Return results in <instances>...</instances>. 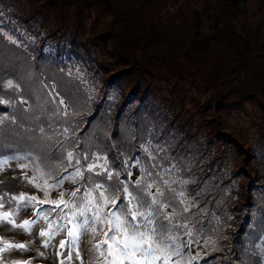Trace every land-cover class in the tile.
<instances>
[{"label":"rangeland","instance_id":"1","mask_svg":"<svg viewBox=\"0 0 264 264\" xmlns=\"http://www.w3.org/2000/svg\"><path fill=\"white\" fill-rule=\"evenodd\" d=\"M49 1L0 0V41L4 38L12 42L10 46L0 44V161L8 160L0 171V190L9 196L35 195L39 201L45 199V182L55 184L61 176L72 175L75 183L71 178L65 179L47 197L49 201L59 200L63 191L65 199L71 201L67 208L61 205L62 211H46L48 220L35 217L33 207L18 213V223L36 220L32 234L11 229L6 223L0 227V237L4 240L28 246V251L0 253V264H12L16 260L30 261V264H106L100 253L104 251L107 256V245L99 250L96 245L105 239L104 233L108 231L109 213L114 210L111 200L123 196L127 204L125 186L133 196L142 199L141 211L153 212L149 217L153 223L141 220L146 225L141 230H156L152 246L159 259L154 264H200L201 261L203 264H241L239 255L235 259L228 252L231 238L239 233L240 223L245 221L241 203L234 207L236 203L232 201L231 211L224 205L218 211L212 210L203 198H189L186 192L157 185L163 169L174 170L172 157L176 153L184 155L188 147L197 149L198 163L208 164L206 155L200 151L201 145L205 146L201 134L213 131L222 139L211 153L231 155L234 150L230 149V143L239 148L241 154L236 156L234 164H237L235 170L247 172L238 181L242 188L250 179L258 177L257 186L264 187V178L244 165L254 140L264 135V0H70L74 5L69 7L67 0H52L51 4ZM55 2L58 3L52 5ZM76 4L81 8H75ZM69 31L80 40L78 50L73 52L67 46L68 55L64 53L54 63L57 56L54 48L57 43L68 42ZM20 33L27 43L20 41ZM51 43L55 45L53 49L46 45ZM43 45L41 52L35 49L34 53L30 52V48ZM119 55L125 56L117 64ZM76 56L83 57L84 64L90 59L95 63L98 60L105 70L113 71L105 74L106 77L127 70L129 86L135 80L142 90L149 91L152 105L158 103L151 108L149 123L152 125L148 127L145 121L127 122L125 117H119L118 112L122 110L136 111L132 104L123 107L127 90L121 94L122 109L111 105L113 110L106 102L94 100L88 90L81 91L79 95L84 94L74 106L90 104L97 112L95 115L88 112L81 122L71 123L68 118L73 111L58 88L80 81L77 69L86 82L81 87L88 88V79L77 68ZM38 70L40 78H36ZM9 81L12 87H8ZM72 90L66 89V93L70 95ZM223 94L224 105L228 107L217 114L210 105ZM54 95L58 101L53 100ZM159 110L170 111L173 118L168 122L166 118L160 123L153 121L154 112L162 118ZM75 113L79 114V109ZM92 115L94 118L89 121L87 117ZM175 119L188 128L184 130ZM100 130L105 132L104 140H95ZM109 130L116 134L111 139ZM153 134L158 136L155 144L150 142ZM164 136L167 139L163 140ZM68 152L73 153L71 162ZM76 160L80 163L76 164ZM230 161L227 159V163ZM89 164L99 167L88 172ZM77 169L83 178L75 175ZM96 172L100 175H95ZM108 172L112 173L111 179L107 177ZM89 175L96 179L90 181ZM33 178V183H28ZM95 181L106 189L105 196L109 197L106 206L99 191L92 192V197L86 196ZM238 186L237 180L231 184L232 188ZM74 188L80 192L69 198L68 193ZM253 197L264 200V189L255 191ZM5 200L0 212L16 208L15 201H8L7 197ZM36 206L45 210L56 207L52 203ZM82 208L84 217L80 215ZM126 210L124 207L119 211ZM220 211L222 219L217 217ZM93 213L101 220L97 221ZM183 221L191 225L180 231L178 225ZM165 222L171 225H163ZM76 225L81 226L80 239L61 249L59 242L70 239L64 229ZM255 230L257 237L264 236V229L255 225ZM41 231L54 235L41 237ZM160 238L162 242H158ZM46 241L48 247H44ZM244 258L247 264H264V250L259 256ZM135 259L139 264H147L139 255Z\"/></svg>","mask_w":264,"mask_h":264},{"label":"trees","instance_id":"2","mask_svg":"<svg viewBox=\"0 0 264 264\" xmlns=\"http://www.w3.org/2000/svg\"><path fill=\"white\" fill-rule=\"evenodd\" d=\"M53 2L52 0L49 1V4ZM68 4H66L67 7L69 5H74L72 3H69L70 0H67ZM58 2L52 3V5H56ZM60 3V2H59ZM46 6V5H44ZM77 9L81 8L79 7V4H76ZM77 15L76 13H74ZM62 16V14H61ZM36 21V20H35ZM67 33V32H66ZM68 39L66 40L67 43L56 46V52L57 56L53 60L54 63H57V60L59 57H61L64 53L68 55L67 46H71L73 52H76L78 50V44L80 43L79 38L74 32L69 31L67 34ZM20 41L24 42L25 39H22V34L20 33ZM12 43V42H11ZM9 41L5 40L4 38L1 39L0 44L5 46H10L11 44ZM25 43H27L25 41ZM28 53V51L26 52ZM124 51H121V54H123ZM79 55V54H76ZM122 56L125 55H119L117 64L123 62ZM27 57H30L27 55ZM77 57V56H76ZM30 57L29 59H31ZM38 58V57H37ZM36 58V59H37ZM40 58V57H39ZM38 58L37 61L40 59ZM27 59V61L29 60ZM47 60V58H45ZM79 64L77 65V68L80 67L82 72L85 74V79L89 82L88 88L81 87L82 85H85L86 82L84 78L80 75V71L77 69V77L80 78V81H77L75 84H71L68 86L67 84L64 86V88H58V92L62 96V98L68 103V106H70V109L73 111L71 112V116H69L68 120L74 122L77 120L81 122L83 120V116H86L88 112L95 115L97 112L96 108H91L90 104H75L77 108L79 109V114L75 113L76 106H74L73 103L78 102V99L82 97L84 93L79 95L81 91L88 90L89 95L93 97L94 100L103 101L104 103L108 105V108L112 109L111 105L114 106H120L122 109V99L121 96L122 93L126 94V100H124L123 107L127 105H133L136 107V111H127L122 110V112H118L119 117H125L127 122H139V124L147 122L148 127L151 125L149 122L151 121L149 119L152 111V106L154 107L156 104L155 102L152 105L151 98L148 97L149 91H144L140 88L138 84H135V80H133V86H129L130 84V78L128 77V71L123 70L119 71L117 74L109 75L108 77L105 76L108 73H112L113 71L105 70L104 65L102 63H99L98 60H96V63L88 57L87 59H90L88 61V64H84L82 62L84 58L81 56L77 57ZM30 62V61H29ZM81 63V64H80ZM35 68L38 69V65L35 66ZM42 68V67H41ZM93 69V70H92ZM37 75H39L36 78H40V70L35 72ZM95 74V75H94ZM54 76V75H53ZM99 77V78H98ZM52 78V77H51ZM54 78H56L54 76ZM74 87V88H73ZM66 89H74L73 92L69 95V92L66 93ZM69 95V96H67ZM100 96V99H99ZM224 97L225 95H219V98L213 101L210 105V107L218 114V112L224 107H228L227 105H224ZM55 101L57 100V97L54 95ZM138 100V101H137ZM76 101V102H75ZM154 101V100H153ZM106 102V103H105ZM101 110V109H100ZM155 113V112H154ZM92 116L87 117L89 121H92L94 118ZM140 121H139V120ZM96 120V119H95ZM114 121H117L114 119ZM177 123L180 125V127H183L184 130L188 128L181 120H177ZM77 125V124H76ZM90 130V127L89 129ZM207 134H206V133ZM203 134V142L205 143V146L201 145V152L204 153L206 156L205 158L208 160V164L198 163V156H197V149L192 147H188L185 149V153L178 154L176 153L175 156H173L170 161L172 163V170L171 168L167 167V169H163V173L160 177V182L157 186H163L165 188H171L178 190V192H186L187 196L189 198L193 196H198V198H208L212 200L203 201L204 204L208 205L210 209L217 211L220 210L224 205L229 211H231L234 207L240 206L239 203H241V207L243 209V219L245 220L242 223H240L239 227V233L234 235L233 238H231V242L228 245V252H230L233 257L236 259V255L240 256V260L243 261V264H247V260L242 257L244 256H259L261 251L264 250V236L261 238L256 236V230L255 225L258 229H264V200L255 199L254 193L255 191H260L264 189V187H258V178L250 179L248 181V185H246L244 188H242V185L238 182L239 180H242L243 175L247 174L246 171L239 172L237 168L236 163V156L240 155L239 148L237 145H232L230 143V149L234 150L231 151V155L229 152L221 154L220 152H214L211 153L212 149L216 146V143L219 139H222L220 135L216 132H207L205 131ZM105 132L99 131L96 133L95 140H104L103 135ZM109 139H111L115 134L114 131H108ZM199 138V137H198ZM107 140V139H106ZM170 147L172 146L169 144ZM177 146V145H176ZM178 147V146H177ZM177 149V148H176ZM195 149V150H194ZM142 152V151H140ZM174 152V150L172 151ZM171 152V153H172ZM250 156L246 158V161H244V165L249 167L250 169H254L255 174L257 176L261 175L262 178H264V135L261 134L259 139L257 141L254 140L251 149H250ZM168 155V154H167ZM166 155V157H167ZM223 157H225V160H221ZM227 159H231L230 163H227ZM174 166V167H173ZM173 171L171 173L170 171ZM167 171L169 173H167ZM65 172H63L64 174ZM70 173V172H69ZM91 180L93 181L94 176H91ZM72 177V175L70 176ZM247 178V177H246ZM249 179V178H247ZM234 180H237L238 188H232L231 184ZM95 183H98L95 181ZM74 186V185H73ZM156 190V188H154ZM226 189L229 190V192H226ZM242 189V190H241ZM254 190V191H253ZM243 191V192H241ZM252 194V195H251ZM96 195V194H95ZM236 203L233 208H229L233 203ZM221 202H224L221 203ZM253 207H255V210H253ZM225 212H228L226 209ZM215 214V212H214ZM223 213H217V217L222 219ZM127 219H130V216L127 217ZM242 220V219H241ZM241 222V221H240ZM165 224H170V222H165ZM191 225V222L183 221L178 225L180 231L186 230ZM217 232L216 230H212V233ZM264 234V233H263ZM210 239H213L210 237ZM158 242H162V238L158 240ZM223 248V246H221ZM186 247H184L183 252H185ZM176 252V250H175ZM235 252L237 254H235ZM254 253V254H253ZM260 258V257H259ZM241 263V264H242ZM200 264H203L201 261Z\"/></svg>","mask_w":264,"mask_h":264},{"label":"snow or ice","instance_id":"3","mask_svg":"<svg viewBox=\"0 0 264 264\" xmlns=\"http://www.w3.org/2000/svg\"><path fill=\"white\" fill-rule=\"evenodd\" d=\"M8 87H12V82H8ZM61 104L64 103L63 100L60 101ZM73 158V153L68 152V159L71 162ZM19 159H23L22 157ZM87 159V157H85ZM99 159V157H97ZM80 161L76 160V164H79ZM8 164V160L0 161V171L3 170V167ZM22 167L26 168L27 165H22ZM99 167V165L95 164H89L87 166L88 172H93V170ZM75 175L80 176L83 178V173L80 172L79 169H77V172ZM95 175H100L99 172H96ZM108 179L112 178V173H107ZM27 178V176H26ZM73 179V183H75L74 177H64L61 176L55 184H47L45 182V187L47 188V191H44V200H37V197L35 195H25L20 194L19 196L12 195L9 196L7 192H4L0 190V209H3L5 206V203L7 202L5 200V197L8 198V201H15L16 202V208L12 211H3L0 212V227H3L4 224L11 225V229H22L25 233H33V225L36 223V220H23L22 223L17 222V215L20 211H24L29 209V207H33L35 209L34 216L35 217H41L44 220H48V216L45 215V212H56L57 209H60L61 211V205H63L64 208L69 207L70 199H65L64 192L61 191L59 195V200H51L49 201L47 197L51 194V192L56 191L59 189L65 179ZM35 178L29 179L28 183H33ZM88 179H91L89 177ZM37 188H43L41 185L36 184ZM149 188L152 187V185H148ZM99 191L100 196L104 198L105 200V206L109 200V197L105 196L106 189L104 188V185L100 183H95L94 188L86 193V196L92 197V192ZM119 192V189L116 190ZM80 192L79 188H74L68 193L69 198L75 197L77 193ZM123 192L128 197L127 204L125 205V197L123 196H117L115 199L111 200V203L113 205L114 210H110V219H109V227L108 231L104 233L105 239L102 240L99 244L96 245V248L99 250L103 245H107V249L105 251L107 252V256L104 255V251H102L100 254L102 257H104V260L106 261V264H125V261L130 262V264H139V261H136V257L139 255L143 260L147 261V264H154L155 260L159 259L157 255H155V249L153 248L154 243V235H155V228L148 229L147 231H142V228H146V225L141 223V220H144L147 222V224H152L153 221L149 219V217L153 216V212L151 210L147 212H143L140 209L144 207V203L142 199L133 196L132 193L128 191L127 186L124 187ZM94 199V197H93ZM36 202V204H43V203H52L55 204V208L50 209H41L40 207H37L36 204H33V202ZM152 204H156V200L153 199ZM87 207V206H85ZM126 207V211H119L121 208ZM149 209L151 208V205L148 206ZM166 207V206H165ZM85 214V209L82 208L80 211V215L83 216ZM93 216L96 218L97 221H100L101 218L96 214L93 213ZM130 216V219H127V217ZM74 219V217H73ZM72 222L71 220L69 221ZM85 223H87V220H85ZM51 227V225H49ZM80 225H76L72 228H66L64 229L67 232L68 237L70 238L67 241H60L59 246L61 249L65 248L67 244H76L78 240L80 239V231L79 228ZM9 229V230H11ZM93 233H95L96 229H92ZM41 237H49L51 238L53 233L47 232V231H41L39 233ZM0 244L3 245V247H0V253L12 251V250H23L28 251V246L25 243H12L8 240H4L2 237H0ZM147 245V247H145ZM44 247H48V242L46 241L44 243ZM43 255V253H41ZM78 255V253H77ZM108 257H111V260H108ZM2 259V257H0ZM12 264H30V261H20L16 260L13 261Z\"/></svg>","mask_w":264,"mask_h":264},{"label":"bare ground","instance_id":"4","mask_svg":"<svg viewBox=\"0 0 264 264\" xmlns=\"http://www.w3.org/2000/svg\"><path fill=\"white\" fill-rule=\"evenodd\" d=\"M68 39V37L66 38V40ZM64 44H65V42H64ZM47 46H48V48L49 49H53L54 48V44H46ZM61 45H63V44H61ZM56 46H60V44H58L57 43V45ZM31 47V46H30ZM43 47H45V45H43V46H41L40 48L39 47H33V48H30L31 49V51L30 52H33L34 53V49L35 50H37L38 52H41V49L43 48ZM29 49V48H28ZM38 57V56H37ZM158 105V103L155 105V106H157ZM159 112H160V114H161V116H162V118L160 119V117L158 116V117H156V115H155V113H154V117H153V121H155V122H157V123H160V121H162V120H164L165 118H166V122H168L169 121V118H173L172 117V115H171V112L170 111H166V110H164V111H162V110H159ZM139 120V119H138ZM175 122H176V124H178L177 123V119H175ZM151 124V123H150ZM152 125V124H151ZM165 125H168V124H165ZM156 138L158 139V136H156L155 134H153L152 136H151V138H150V142H152V143H156ZM163 138V140L164 139H167V137L166 136H164V137H162ZM146 146V145H145ZM144 146V147H145ZM14 175H17V176H19L18 174H16V173H14ZM20 177V176H19ZM10 185H12V182H10L9 183ZM120 193V192H119ZM141 195V194H140ZM207 200H212V199H208L207 197L206 198H203V201H207ZM163 226V225H162Z\"/></svg>","mask_w":264,"mask_h":264}]
</instances>
